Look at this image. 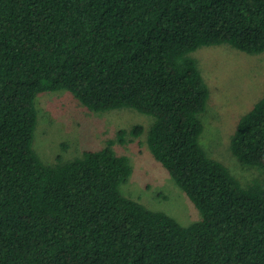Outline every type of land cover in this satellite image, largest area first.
Here are the masks:
<instances>
[{"label":"trees","instance_id":"trees-1","mask_svg":"<svg viewBox=\"0 0 264 264\" xmlns=\"http://www.w3.org/2000/svg\"><path fill=\"white\" fill-rule=\"evenodd\" d=\"M220 44L264 52V0H0V264H264V96L228 143L261 180L199 141L209 89L191 53ZM56 90L150 116L147 147L200 219L124 194L132 164L111 140L44 163L37 97Z\"/></svg>","mask_w":264,"mask_h":264},{"label":"rangeland","instance_id":"rangeland-1","mask_svg":"<svg viewBox=\"0 0 264 264\" xmlns=\"http://www.w3.org/2000/svg\"><path fill=\"white\" fill-rule=\"evenodd\" d=\"M205 78L209 97L200 114L199 141L207 154L221 161L246 186L262 179L255 167L242 165L229 149V135L239 118L264 96V52L245 53L228 44L202 46L191 53ZM33 149L46 164L80 156L112 141L118 154L129 157L132 173L121 191L186 225L200 213L168 172L151 155L146 134L151 117L134 109L90 111L67 90L40 93ZM142 131L133 134L132 127Z\"/></svg>","mask_w":264,"mask_h":264}]
</instances>
